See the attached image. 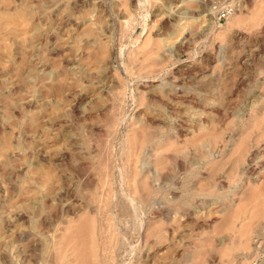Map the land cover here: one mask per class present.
<instances>
[{"label": "rangeland", "instance_id": "obj_1", "mask_svg": "<svg viewBox=\"0 0 264 264\" xmlns=\"http://www.w3.org/2000/svg\"><path fill=\"white\" fill-rule=\"evenodd\" d=\"M173 263L264 264V0H0V264Z\"/></svg>", "mask_w": 264, "mask_h": 264}, {"label": "bare ground", "instance_id": "obj_2", "mask_svg": "<svg viewBox=\"0 0 264 264\" xmlns=\"http://www.w3.org/2000/svg\"><path fill=\"white\" fill-rule=\"evenodd\" d=\"M181 94H182V93H181ZM183 96H184V95H183ZM146 188H148V187H146ZM146 190H147V189H146ZM153 190H154V189H153ZM153 190H152V191H153ZM148 192H150V191L148 190ZM186 192H187V191H186ZM190 193H191V192H190ZM147 194H148V193H147ZM147 194H146V195H147ZM152 194H153V193H152ZM139 195H140V194H139ZM142 195H143V194H142ZM190 195H191V194H190ZM151 196H152V195H151ZM193 196H194V195H193ZM138 197H139V196H138ZM142 197H143V196H142ZM145 197H146V196H145ZM197 197H198V196H197ZM175 198H176V197H175ZM134 200H135V199H134ZM137 200H138V199H137ZM132 201H133V199H132ZM135 201H136V200H135ZM135 201H134V202H135ZM140 201H142V200H140ZM130 202H131V201H130ZM201 202H202V201H201ZM133 205H134V204H133ZM130 207H131V206H130ZM128 208H129V207H128ZM128 208H127V209H128ZM195 208H196V207H195ZM130 209H131V208H130ZM132 209H133V208H132ZM134 209H135V208H134ZM186 210H187V209H186ZM191 210H193V209H191ZM135 211H136V210H135ZM133 212H134V211H133ZM131 213H132V212H131ZM136 213H137V212H136ZM186 213H187V212H186ZM195 213H196V212H195ZM134 214H135V213H134ZM193 215H194V214H193ZM130 216H131V215H130ZM138 216H139V215H138ZM191 216H192V215H191ZM193 217H194V216H193ZM196 217H197V216H196ZM189 219H190V218H189ZM197 219H198V217H197ZM140 220H141V219H140ZM142 220H143V219H142ZM191 220H192V219H191ZM195 220H196V219H195ZM134 222H135V221H134ZM139 222H141V221H139ZM139 222H138V223H139ZM131 223H132V222H131ZM194 223H195V221H194ZM139 225H140V224H139ZM140 226H142V225H140ZM165 230H166V229H165ZM163 232H165V231H163ZM160 233H161V232H160ZM162 235H163V234H162ZM164 235H165V234H164ZM160 236H161V235H160ZM162 237H163V236H162ZM162 237H161V238H162ZM153 239H154V238H153ZM156 239H157V236H156ZM162 239H163V238H162ZM162 239H161V240H162ZM165 239H166V238H165ZM150 240H151V239H150ZM137 241H138V240H137ZM146 241H147V239H146ZM146 241H145V242H146ZM153 241H155V240H153ZM139 242H140V241H139ZM139 242H138V243H139ZM157 243H158V242H157ZM136 244H137V243H136ZM142 244H143V243H142ZM165 244H166V243H165ZM152 245H153V244H152ZM159 245H160V244H159ZM162 245H163V244H162ZM136 246H137V245H136ZM138 246H139V245H138ZM141 246H142V245H141ZM155 246H156V245H155ZM171 246L173 247L172 244H171ZM176 246H177V245H176ZM139 247H140V246H139ZM153 247H154V246H153ZM153 247H152V248H153ZM178 247H179V244H178ZM138 249H139V248H138ZM141 249H142V248H141ZM167 249H169V247L163 245V246H161V247L159 246V248H158L157 250H161V251L163 250V252L166 253ZM173 249H174V248H173ZM172 251H173V250H172ZM165 253H164V254H165ZM180 253H181V252H180ZM180 255H181V254H180ZM176 256H177V255H176ZM160 257H161V256H160ZM175 258H176V257H175ZM178 258H179V256H178ZM179 261H180V260H179ZM173 264H174V263H173Z\"/></svg>", "mask_w": 264, "mask_h": 264}]
</instances>
